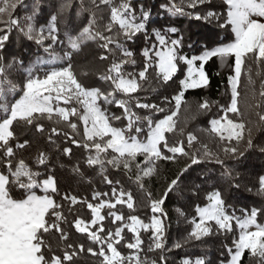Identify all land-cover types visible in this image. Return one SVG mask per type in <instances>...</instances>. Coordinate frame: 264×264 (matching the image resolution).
<instances>
[{
	"label": "snow or ice",
	"instance_id": "1",
	"mask_svg": "<svg viewBox=\"0 0 264 264\" xmlns=\"http://www.w3.org/2000/svg\"><path fill=\"white\" fill-rule=\"evenodd\" d=\"M211 3L212 0H169L168 4L162 5L171 16H187L205 23L215 21L217 27L230 34L228 42L211 47L204 44L200 54L189 57L181 55L179 51L183 47V37L172 39L169 35L177 33L179 29L168 27L161 31L153 27L149 30L150 9L141 4L137 14L131 0H89L87 5L85 0H79L76 15L87 13L88 20L76 29L66 27L63 39L60 25L72 8V0H64L55 13L40 24L37 23L40 0H34L31 15L24 17L23 24L13 15L23 0H0V25H3L0 27V264H71L80 252L85 251V247L82 243L69 242L68 232L62 225L74 227L77 233L86 235L95 246L88 247L87 252L100 257V264H145L139 255L144 244L141 230L150 233L149 251L164 249V222L155 214L166 217L162 205L168 194L177 188L180 175L192 165L205 160L223 165L221 154L225 158L240 160L244 152L252 148L254 130L264 127V112L256 113L259 118L256 123L245 120L239 106V89L243 71L246 75L245 107L254 109L261 106L257 96L264 100V0H219L216 10H185ZM105 12L108 13L107 20L104 19ZM13 29L37 46L33 53L35 59L30 64H26L18 54L5 61L3 51ZM141 34L145 40V46L141 49L142 68L137 73L125 72L124 65H135L137 62L134 52L125 44L134 42ZM153 37L154 41L147 43ZM91 43L105 50L106 54L100 55V60H108L109 54L113 56L110 66L98 76L101 81L111 82V90L89 87L78 79L74 69L75 58L82 55ZM41 50L43 55L39 54ZM117 52L119 58H116ZM213 58L222 68L227 66L234 70V75L228 76L230 104L221 106L223 115L211 119V127L207 130L220 142L218 152L209 150L207 144L195 148L198 137L193 133H187L186 141H174L169 135H184V129L177 128L178 122L174 117L178 115L182 103H186L183 99L186 90L208 87L209 76L204 65ZM233 58L234 65L230 63ZM178 61L188 67L187 75L179 81L181 90L172 97L175 110L166 111L156 103H141L137 98L136 108L166 114L153 120L150 115L141 117L133 111L130 101L133 94L142 90L141 82L156 91V87L149 82V69H153L159 83L167 84L179 70ZM81 74L88 75V71ZM254 77L261 78L258 91ZM116 93L128 99L118 98ZM102 105H115L122 109V114L110 116ZM198 109L201 112L210 111L211 104L204 100L198 104ZM229 113L236 118H230ZM121 118L127 120L126 127L113 126L111 121ZM142 120L146 121V132L139 126L138 122ZM44 121L53 125L48 142L55 145L57 151L61 149L53 136H60L63 128L70 129L63 135L89 153L84 163L88 167L99 166L103 181L108 185L120 183L105 174L108 165L118 171L123 170L130 179L134 177L139 187L144 189L145 178L157 173L160 161L175 162L179 157H184L188 163L167 184L160 198L153 199L151 191L145 192L153 213L150 222L146 223L132 214L136 211V201L131 191L113 187L111 196L108 192L94 191L91 198L94 202L68 192L62 194L53 174L54 169L49 164V153L38 150L34 157V164L42 170L34 169L26 158L17 156L16 150L26 148L30 142L19 141L14 125L34 127L36 132L44 133ZM187 122L188 118H185L184 123ZM142 132L145 133L143 137ZM78 136L81 138L77 139ZM260 151L264 152V147ZM62 152L71 156L72 148L63 147ZM138 157L143 159L138 160ZM73 172H80L78 164ZM223 175L229 181L237 179L231 168H225ZM233 186L239 188L240 185L235 183ZM199 188L200 185L193 187L194 195ZM257 195L264 197V175L258 178ZM57 196L61 197L59 201ZM109 196V199H102ZM64 201L68 202L69 213H72L75 205H85L90 210V219L77 214L69 221L64 212ZM206 201L205 206L195 207L196 216L188 221L190 230L183 241H177L174 247L179 249L189 241H201L213 235L214 230L217 234L233 233L235 223L239 233L234 236L232 246L224 245L228 258L221 259L219 264H242L245 253H248L249 260L255 259L256 264H264V224L257 219L264 215V208L253 207L250 212L241 209L243 216L237 217L235 212H228L219 189L206 193ZM117 205H126L129 214L125 216L123 211H113ZM105 208L108 212L102 215ZM180 214L184 215L183 212ZM108 217L111 220L105 225ZM125 229L132 233L129 240H125ZM54 233L59 234L57 248L60 254L53 249L49 240V234ZM121 241H124L123 248L133 251L122 253L117 247ZM161 261L166 264L163 256ZM180 264H206V259L185 257Z\"/></svg>",
	"mask_w": 264,
	"mask_h": 264
},
{
	"label": "trees",
	"instance_id": "2",
	"mask_svg": "<svg viewBox=\"0 0 264 264\" xmlns=\"http://www.w3.org/2000/svg\"><path fill=\"white\" fill-rule=\"evenodd\" d=\"M64 0H40V15L37 17V23L46 22L52 14L55 13L59 5ZM179 2V0H176ZM34 0H23L21 4L13 13L14 17L19 18L21 24L24 23V17L31 15L32 5ZM89 0H85L87 5ZM132 5L137 8V14H139V6L141 4L146 5L151 13V20L149 23V30L155 27L161 31L166 30L168 27H176L179 31L175 34H169L172 39L183 37V47L179 50L181 55H198L201 53L204 44L210 47L219 43L228 42L230 34L225 30L216 26L215 21L212 23H205L204 21H197L187 16H171L168 14L162 5L169 3V0H131ZM219 6V0H212L211 4H204L197 9H185L189 12H198L202 9L216 10ZM79 10V0H72V8L66 14L64 23L61 27V39H63V31L66 27L76 29L79 26L85 24L88 20V14L85 13L82 16H77L76 13ZM202 14V12H201ZM108 13H104V19L107 20ZM3 27V25H0ZM149 40L147 43H152ZM190 45V46H189ZM129 50L135 54L136 64L124 65L125 72L137 73L141 70L143 64V57L141 56V49L145 46V40L143 34L137 36L134 42H127L125 44ZM114 47V46H113ZM37 50V46L30 41H27L21 36L17 30L13 29L10 34L9 41L6 43L3 55L5 61H9L13 55H20L26 62L30 64L35 59L33 53ZM43 55L42 50L39 52ZM106 54L105 50L98 47L97 44H89L82 55L75 58L74 69L77 73L78 79L81 83L89 87H100L102 90H111V82L101 81L98 76L100 73L106 71L110 66L113 56L109 54L108 60H100L99 56ZM119 52L116 53V58H119ZM179 70L173 76L167 84L159 83L154 76L153 69H149L148 77L149 82L153 87H156V91H152L150 87L144 82H141L142 90L133 94V99L130 101L132 110L135 111L141 117L150 115L153 120L162 118L166 113H153L149 110L139 109L135 107L136 99L138 98L141 103H156L160 107L166 109V111L175 110V101L172 99L174 95L181 90L182 86L179 81L185 78L186 66L183 62L178 61ZM204 70L209 76V85L207 88L188 89L184 94V101L182 103L178 115L175 117L177 128L184 129V135L181 136L178 133L169 134L172 139L186 141L187 133H193L198 137V143L194 145L195 148H199L201 144H207L209 150L212 152H218L220 148V142L213 136L208 134L210 129V121L213 118H219L223 115L220 111L221 106L227 107L230 104L231 99V87L228 82V76L221 72L219 62L213 58L206 65ZM82 71H88V75H82ZM217 73H219L217 75ZM256 79V89L259 90L261 78L254 77ZM245 88H246V75L242 71L241 76V91L240 108L244 112V119L251 120L253 123L258 122L259 118L257 112H264V100H261L257 96V102L260 103L259 108L248 109L245 107ZM118 98L128 99L122 96L120 93H116ZM167 97V100H165ZM204 100H208L211 104V110L201 112L198 109V104ZM170 101V103H169ZM64 107H71V105H63ZM107 109L108 114L121 115L122 109L115 105H102ZM230 118H236L233 114L229 113ZM185 118H188L187 124L184 123ZM75 120V117H72ZM111 123L115 127H126L127 120L121 118L120 120H112ZM139 126L146 132V121L138 122ZM45 132H36L33 128H25L24 126H16L14 128L19 134V141L22 143L24 140H28L30 143L24 149H17V156H23L27 159V162L36 170L37 166L34 164V157L37 155L38 150H43L49 153L51 159L49 164L54 169V175L57 178V185L61 193H71L78 198H87L91 201L94 191L108 192L111 196V189L121 187L125 191H131L135 198L136 211L132 214L139 216L146 223L150 222L153 213L151 212L149 200L145 195L146 191L152 192L153 199L160 198L165 191L167 184L180 173L188 161L184 157H179L177 161H160L157 165L158 171L155 175L149 178H145V188L141 189L136 183L134 177L129 178V175L123 170L113 169L110 165L106 166V172L113 181L119 180V184L108 185L103 181V176L99 166L88 167L84 161L89 154L83 147H77L72 144L67 137L63 135V132H70V129L63 128L60 136H53L56 144L60 146V151L56 150L55 145L48 142V134L50 128L53 126L50 122L44 121ZM82 132V126H81ZM144 132L141 133V137L144 136ZM80 139L81 137H76ZM67 141V143H66ZM235 143V142H233ZM71 147V156L65 155L62 152L63 147ZM264 147V127L254 130L253 133V146L244 152L243 157L240 160H234L232 158H225L221 154V158L224 159V164H217L214 161L209 162L207 160L197 165H192L183 175H180V182L176 189L170 192L162 205L164 212L167 213L166 217L161 216L159 213L155 214L160 217L165 226V247L162 250L149 251L148 247L151 243L150 233L141 230V238L144 244L141 245L142 251L139 252L141 259L145 264H152L153 261L156 264H164L161 261V256L166 260V264H180L181 260L185 257L195 258L197 256L205 258L206 264H219L221 259H227V252L224 247L225 244L232 246V240L235 235H238L239 229L233 224V233L217 234L214 230L213 235L203 238L201 241H189L177 249L174 244L177 241H183L191 228L188 223L190 219L196 216L195 207L205 206L206 193L213 189H219L226 201V207L231 214L235 212L237 217H242L243 213L241 209H248L249 212L253 207L264 208V197L257 195L258 178L264 175V152L260 151V148ZM243 150V148H242ZM94 154V153H93ZM142 157H138V160H142ZM79 165L80 172L75 173L73 169L76 165ZM63 165V167H61ZM231 168L233 174L237 175L235 181H229L224 175V169ZM135 171V170H134ZM238 183L240 186L236 188L233 184ZM200 185L197 189V194H193V187ZM109 197H102V199H109ZM56 199L59 201L60 196ZM94 202V201H91ZM64 212L67 215L69 221L75 218V215L79 214L83 218L90 219V210L83 204L75 205L72 213L68 211V202H63ZM179 209V211H177ZM123 211L125 216L129 214V210L126 205H117V209L113 211ZM108 209L102 210V215L106 214ZM183 212L184 215L180 213ZM258 222L264 224V215L258 216ZM111 217L105 219L104 224L108 225ZM68 232L69 242L75 244H84L85 251L80 252L77 257L74 258L71 264H100V257L93 256L87 252L88 247H95L86 238L85 234L77 233L74 227H68L62 225ZM114 227V226H113ZM125 240H129L132 237L127 229L124 232ZM49 240L52 243L53 249L57 254H60L57 244L59 242V234H49ZM124 241H121V245L117 247L122 253L128 254L133 250L123 248ZM221 253H224L222 256ZM242 264H256V260H249L248 253H245L244 261Z\"/></svg>",
	"mask_w": 264,
	"mask_h": 264
},
{
	"label": "rangeland",
	"instance_id": "3",
	"mask_svg": "<svg viewBox=\"0 0 264 264\" xmlns=\"http://www.w3.org/2000/svg\"><path fill=\"white\" fill-rule=\"evenodd\" d=\"M197 63H199V62H197ZM230 63L234 65V58L230 61ZM185 66H186V69H185V76H186L187 75V67L188 66L187 65H185ZM220 68H221V72L224 73V74H226L227 76L234 75V70L233 69H230L227 66H225L223 68L220 66ZM230 87H231V85H230ZM174 119H175V117H174Z\"/></svg>",
	"mask_w": 264,
	"mask_h": 264
}]
</instances>
